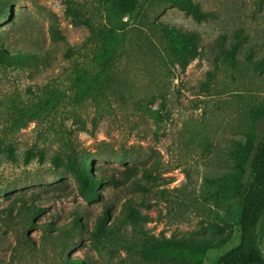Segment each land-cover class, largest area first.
Here are the masks:
<instances>
[{
  "label": "rangeland",
  "instance_id": "1",
  "mask_svg": "<svg viewBox=\"0 0 264 264\" xmlns=\"http://www.w3.org/2000/svg\"><path fill=\"white\" fill-rule=\"evenodd\" d=\"M191 1L200 20L168 0H139L117 34L110 84L78 101L77 71L98 70L89 26L105 30L104 0H0L12 15L0 22V45L48 57L24 68L0 65V141L14 149L13 159L0 153V262L145 264L139 239L180 238L223 241L206 253L203 264H214L238 244L227 205L205 201L202 187L231 171L234 142L264 106V0ZM156 24L188 39L185 67L167 56ZM71 153L102 177L99 200L79 196L65 168ZM129 206L146 219L131 222Z\"/></svg>",
  "mask_w": 264,
  "mask_h": 264
},
{
  "label": "trees",
  "instance_id": "2",
  "mask_svg": "<svg viewBox=\"0 0 264 264\" xmlns=\"http://www.w3.org/2000/svg\"><path fill=\"white\" fill-rule=\"evenodd\" d=\"M168 1L195 20L203 17L198 5L191 0ZM138 3L139 0H104L103 27L105 30L97 31L91 25L89 26L91 34L99 42L95 57L98 70L88 72L79 69L77 71L74 86L78 101L95 96L110 84L112 78L110 69L119 42L117 34L129 24V20L133 18L137 10ZM11 18V12L1 7L0 22L6 19L11 20ZM156 28L167 56L177 62L180 67H185L188 62L186 59L189 52L188 39L183 33L167 25L156 24ZM50 32L55 39L61 38L56 29H50ZM239 46L240 44L236 43L230 54L225 55L228 62L232 60L233 52H236ZM9 48V46L0 45L1 66L24 68L48 60L47 56L40 58L38 52L32 55L14 49L9 51L11 50ZM49 103L50 100H47L46 104ZM262 120H264V106L251 112L250 126L244 140L234 142L229 153L231 171L216 178L205 179L203 182L202 193L205 201L215 205L226 204L228 217L234 221L239 230L238 244L218 256L214 264H264V257L258 246L259 224L264 219V133L262 135L257 133L258 123ZM1 152H5L8 158L13 159L14 149L11 145L3 147V142L0 141ZM65 168L77 183L78 194L81 198L88 201L99 200V193L96 189L102 185L103 179L101 176L94 177L90 174L93 164L89 160H79L74 153H71L65 157ZM24 205L25 203L19 204V206ZM125 212L131 222L146 219L130 206ZM10 215L11 212L7 210L3 221L1 220L2 225L6 226L4 220ZM106 221L107 214L105 213L95 226L93 234L96 238L104 235ZM78 224L79 222L74 219V228H80ZM261 233L264 235V225L261 227ZM222 243L223 241L212 239L196 241H185L180 238L164 240L152 238L146 241L139 239L137 255L140 262L145 264H203L206 253ZM7 249L10 254L16 250L9 243ZM3 263L10 262H0V264ZM71 263L84 264L76 260H71Z\"/></svg>",
  "mask_w": 264,
  "mask_h": 264
}]
</instances>
